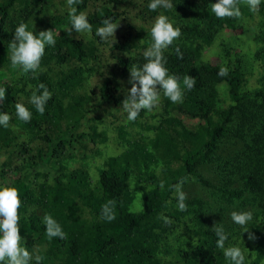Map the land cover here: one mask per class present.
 <instances>
[{
    "label": "trees",
    "instance_id": "trees-1",
    "mask_svg": "<svg viewBox=\"0 0 264 264\" xmlns=\"http://www.w3.org/2000/svg\"><path fill=\"white\" fill-rule=\"evenodd\" d=\"M243 1L237 0L240 17L217 18L211 12L215 0H171L172 7L156 11L148 8L150 0H73L72 4L69 0H0V87L6 88L0 111L11 117L8 127H0L4 153L0 183L19 191L20 245L32 254L30 264H36V256L41 257L39 264H231L216 246L206 201L185 200L187 208L181 211L172 194L173 185L189 177L209 185L199 173L205 165L216 163L217 169L232 165V160L220 167L217 163L221 145L235 139L241 143L235 157L245 159L239 163L247 172L240 178L243 188L264 196V90L246 89L249 78L255 77L253 71L239 56L229 55L223 44L218 45L222 53L218 63L202 59L219 33L235 30L241 17L251 14ZM119 7H123L121 12ZM73 8L87 15L92 25L86 31L89 39L65 32L71 27ZM130 9L140 25L128 21L120 38L96 35L105 19L116 23ZM258 11L264 17L263 3ZM159 13L181 30L180 37L164 50V57L165 67L180 82L183 100L172 103L161 91L157 112L146 117L147 110H141L135 121L112 124L120 149L101 162L93 183L83 166L69 167L68 163L84 164L87 158L100 155L99 146L109 139L106 118L117 119L112 109L118 110L127 100L130 69L146 62L143 51L152 43L150 28ZM21 22L34 34L53 30L56 43L45 47L35 71L12 66L9 58L13 30ZM107 54L109 60L116 59L113 67L104 58ZM256 58L263 74L264 51ZM221 67L228 69L226 76L218 75ZM96 73L101 74L96 91L83 89L85 78ZM186 75L195 79L191 89L183 84ZM41 83L52 94L43 114L29 102L33 92L39 94ZM222 86L228 103L222 98ZM16 103H24L32 112L30 121L17 118ZM13 127L31 142H24L16 152ZM51 164V180H47L48 173L43 177L42 171L34 169L51 168ZM155 166L160 167L157 174ZM131 176L153 186L143 193V209L138 213L128 210ZM238 192L225 193L231 198ZM105 206L114 214L111 221L105 218ZM46 215L61 226L63 238L48 237ZM174 223L182 225L192 243L175 249L169 245ZM255 233L256 253L253 257L244 253L246 264H260L264 259V233L256 229ZM234 235L238 238V231Z\"/></svg>",
    "mask_w": 264,
    "mask_h": 264
},
{
    "label": "clouds",
    "instance_id": "clouds-1",
    "mask_svg": "<svg viewBox=\"0 0 264 264\" xmlns=\"http://www.w3.org/2000/svg\"><path fill=\"white\" fill-rule=\"evenodd\" d=\"M264 0H247V6L250 11L257 12L260 4ZM73 0H69L72 4ZM211 12L217 18L240 17L241 10L237 0H215L211 3ZM172 7L171 0H150L148 8L156 11L158 8ZM71 29L76 32L91 31L92 25L89 23L85 13H77L75 8L71 12ZM102 27L96 29V35L102 39L114 37V31L118 23L109 19L103 21ZM13 40L10 42L11 54L10 61L12 66H19L23 71H35L39 65L46 46L56 43L53 30H42L38 34L29 30L27 24L21 22L13 30ZM152 43L150 47L143 51L146 60L142 66L132 67L130 69V89L128 90L127 100L122 104V109L126 113L127 121H135L141 110L151 111L160 99V93L167 97L172 103L182 102L183 91L178 78L170 74L165 67L166 59L164 50L173 44V41L180 37L181 30L173 25L166 15H158L150 28ZM178 56H182L179 48L176 49ZM228 69L221 67L218 75L226 76ZM186 88L191 89L195 85V79L186 75L183 80ZM159 85V88H157ZM42 90V91H41ZM6 88L0 87V102L5 99ZM37 92H33L29 97V102L35 107L36 111L43 114L45 105L51 99V92L43 84L37 86ZM16 116L18 119L28 122L32 118V112L24 103H16ZM11 117L6 111H0V127H8ZM184 180L181 179L173 187L176 190L177 206L179 210L184 211L187 208L185 203L186 194L182 190ZM21 206L20 194L17 188L6 183H0V264H30L33 257L26 247H21V236L19 234L18 221L20 219L18 209ZM105 218L113 220L114 214L110 212L107 206L103 209ZM234 224L247 230L248 225L253 220L251 211L240 210L230 213ZM166 219V218H165ZM45 230L49 238L64 237V232L58 222L50 215L44 217ZM215 243L218 248L224 250L225 258L231 264H246V257L242 249L238 246L225 247V241L228 239V233L223 227H216ZM243 231V232H244ZM250 238L251 234H250ZM41 257L36 256V264H39Z\"/></svg>",
    "mask_w": 264,
    "mask_h": 264
},
{
    "label": "rangeland",
    "instance_id": "rangeland-1",
    "mask_svg": "<svg viewBox=\"0 0 264 264\" xmlns=\"http://www.w3.org/2000/svg\"><path fill=\"white\" fill-rule=\"evenodd\" d=\"M264 4V2H262ZM243 4L247 6V0L243 1ZM248 7V6H247ZM119 12L123 10V7L116 8ZM130 12L126 14V16H120L116 23H118L117 28L114 31L113 38H120L122 35L124 36L128 21H131L133 24L140 25V20L136 18L135 11L133 9L129 10ZM161 13H159L160 15ZM47 18V16H46ZM239 25L235 30H224L223 32L218 34V37L215 40V43L207 48L203 54V61H207L210 63H218L221 60V51L219 50L218 45L223 44L229 55L231 56H239L242 60V63L247 66L248 70L253 71L255 77L249 78V81L246 84L247 90H256L260 87L264 90V73L261 74L262 63L259 59L256 58V54L258 52L264 51V17L257 12H252L249 16L241 17L239 20ZM65 32L78 34L84 36L89 39L90 35L84 32H76L75 29H71L70 27L65 29ZM135 49H131L134 51ZM110 55L107 54L104 56L107 62L112 65L116 63L115 57L112 60H109ZM106 69V68H103ZM260 69V73H259ZM116 72V70L114 69ZM256 71H258L259 75H256ZM100 73H96L91 75L90 77H86L84 81L83 89L87 91L89 88L96 91V88L100 82ZM263 78V81H259L257 79ZM127 82V81H126ZM224 90V87H221V90ZM222 90L224 96L221 97L224 100V103H228V99L226 97V93ZM223 105V104H222ZM112 113L115 114L117 119L114 120L112 117H107L106 122L108 125L106 126L108 141L99 146L101 151L100 155L93 157V159L87 158L84 161V164H80L78 160L75 162L68 163L69 167H79L83 166L89 174L92 182L94 183L97 178V168L101 165V162L108 156L112 154H116L120 149L119 140L116 136V131L112 124H122L126 121L125 112L122 108L118 110L112 109ZM158 111V104L151 110L146 112V117L150 114H153ZM149 119V118H147ZM104 125L99 124V129L103 128ZM86 129V127H84ZM13 134L16 137L15 147L13 151L16 152L17 149L22 147L24 142L31 144V142L27 141L26 136L22 133L15 130L13 127ZM26 143V144H27ZM241 150V143H235V139H231L229 143L222 144L219 149L220 162H218V167L222 165L223 162L227 160H232V165H229L227 168L217 169L216 163L214 165H205L199 169V173L206 179L209 185H201L199 181L194 179L193 177H189L187 181L184 182L182 190L186 194V200H191L194 198H200L207 203V213L206 215L210 217V222L215 227H223L226 233H228V239L225 241L227 247L238 246L242 249L243 253L248 254L250 257L255 255V246H256V233L255 229L260 233H264V196L260 197L259 194H254L250 192L248 189L243 188V182L240 179L243 174H246V169L242 168L240 165L245 159H241V156L235 157L236 153ZM3 151H0V156L3 155ZM238 160V164L236 165ZM240 163V165H239ZM50 167H42L37 168L35 170L42 171L41 176H45L43 174L48 173L47 180H51V176L54 173V170ZM152 169V167H150ZM154 172L157 174L159 172L160 167L155 166ZM34 169H29L31 172ZM10 179H5V182H8ZM128 187L132 195V201L128 207L129 212L138 213L143 209L142 203V195L149 188L153 187L150 183L141 179L137 181V178L131 176L128 181ZM231 191H239L235 196L229 197L226 193ZM226 192V193H225ZM172 198L176 200V190H174L172 194ZM230 199L232 200L230 202ZM177 202L174 204L176 206ZM173 205V206H174ZM247 210L251 211L253 214V220L248 225L246 231L244 228L236 225L232 222L230 213L232 211H240ZM190 223V222H189ZM176 224V223H174ZM258 227V228H256ZM239 233L238 238L235 237L234 233ZM244 231V232H243ZM172 233L169 235V245L175 249L178 245L187 246L193 242V238L190 234L184 235V230L181 224H176V227L171 230ZM250 234L251 237L250 238ZM171 255L164 256L165 258H169ZM260 264H264V259Z\"/></svg>",
    "mask_w": 264,
    "mask_h": 264
}]
</instances>
